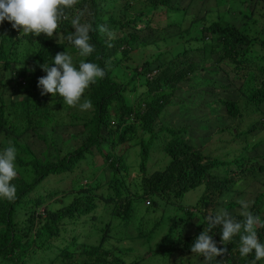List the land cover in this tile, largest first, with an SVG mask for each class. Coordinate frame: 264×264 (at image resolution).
<instances>
[{
    "label": "trees",
    "instance_id": "1",
    "mask_svg": "<svg viewBox=\"0 0 264 264\" xmlns=\"http://www.w3.org/2000/svg\"><path fill=\"white\" fill-rule=\"evenodd\" d=\"M180 10L174 0H75L72 7L62 9L52 37L25 34L8 21L0 24V87L9 85L13 94L26 93L23 99L10 103L0 99V149L12 144L18 150V173L11 181L16 186L15 196L0 199V264H142L141 255L128 258L135 253L131 247H123L128 239L153 248L150 252L156 263L186 264L185 260L172 259L202 258L191 253L190 247L207 227L208 210L214 209L212 216L217 206L228 214L241 207L230 199L224 204L226 195L238 180L264 171V164L254 166L257 157L249 155L264 144V21L256 25V9L251 6L242 24H224L204 16L185 28L172 19ZM76 16L92 26L89 35L94 51L87 57H81L66 39L74 31L71 20ZM99 25H105L111 35L99 32ZM175 26L178 28L171 32ZM160 43L164 50L147 53L150 45L159 47ZM63 51L72 56L74 64L87 60L105 74L83 93L84 100L91 102L90 109L79 115L70 113L77 120L83 117L87 133L62 155L59 143L63 137L56 130L66 126L59 116L71 106L59 95H41L37 80L46 75L40 65L50 64L52 56ZM193 52H201L204 63L212 55L214 67L201 61L185 65L172 62ZM138 56L139 61L135 59ZM13 63L21 67L15 70ZM208 67L216 74L222 72L223 78L238 80V96L220 90L217 95L218 104L235 120L215 131L230 132L237 140L239 148L230 157L204 153L191 144L186 126L168 123L163 117L176 103L173 101L182 83ZM8 69L9 78L5 74ZM210 85L226 89L215 78ZM202 91L206 96L211 94ZM196 99L193 96L190 102L195 104ZM207 105L202 102L197 107L205 109L204 113ZM186 106L178 117L190 119V105ZM212 108L207 111L220 114L219 108ZM46 126L49 130L40 132ZM208 128L205 124L204 129ZM31 133L44 143L39 153L26 141ZM136 145L141 161L138 174L132 177L135 167L126 161L125 154ZM158 147L166 154L167 164L151 172L148 164ZM96 152L111 168L106 180L100 178V174L105 175L100 166H94L90 173L72 178L71 190H65L64 196L56 197L61 195L57 188H44L50 179L80 170L86 157H96ZM218 168H224L226 174L212 172ZM83 178L86 184L81 183ZM198 187L203 192L197 204L188 203L187 193ZM99 201L103 209L92 215ZM161 201L173 204L169 207L172 213L168 215L165 209L156 217ZM240 212L229 215L243 223L250 212L260 216L264 224V191L257 194L247 212ZM193 217L197 221L191 223ZM193 226L196 231H189ZM160 229L163 238L158 247L152 241ZM256 231L264 243V227L257 225ZM210 234L217 247L225 249L211 264H253L254 252L243 257L239 253V233L223 243L220 226L213 227ZM255 264H264V258Z\"/></svg>",
    "mask_w": 264,
    "mask_h": 264
},
{
    "label": "rangeland",
    "instance_id": "2",
    "mask_svg": "<svg viewBox=\"0 0 264 264\" xmlns=\"http://www.w3.org/2000/svg\"><path fill=\"white\" fill-rule=\"evenodd\" d=\"M174 4L181 8L180 11L176 12V14L173 15L174 20L179 21L183 27H188L191 25V22L193 19H199L204 16H208L209 20H220L224 24H242L245 20H247L248 13L251 11V6H254V9H256V15L255 17H258L256 25L258 24V27L263 23L264 21V0H174ZM254 20V19H253ZM253 24H255V21H251ZM172 28L170 31H175L178 27ZM175 29V30H174ZM29 46V45H28ZM28 49V48H26ZM164 44L160 43V46L157 47L155 45H150L147 49V53H154L157 51L164 50ZM25 50V49H24ZM21 49V52L24 51ZM30 50V48L28 49ZM27 50V51H28ZM26 53V50H25ZM22 55V54H20ZM24 55V54H23ZM143 56H146L144 53ZM210 57L205 60L202 59L203 54L201 52H193L188 53L184 58H177L173 60L172 62L176 65H185L188 64L190 61H201L203 64H209V67H214V61L213 58ZM137 61L140 60V56L135 58ZM134 59H131L130 63H133ZM15 70H18L21 67L20 63H13L12 65ZM207 68L204 72H202L201 68L195 72V77H193L189 82H183L182 83V89H179L177 91V97L174 99L171 111L174 110L175 114H171L170 110H167L164 112L163 117L165 118V121L168 123H175L182 124L187 127V137L190 139L191 144L195 145L197 148H200L204 153L207 154H213L218 155L219 157H230L231 154L234 153V151H237L239 148V144L237 143V140H234L233 136L230 134V132H220L217 133L219 127L229 126L231 124H234V118L227 116L225 112L224 106L221 104H218V91L220 90L222 94L229 95L231 97L238 96L239 92L237 91L235 85L238 84V80L234 78L233 76L230 77V79L223 78L224 74L221 72L219 74H216L215 72L210 71V68ZM11 69H8L5 74L6 77L9 78L11 76ZM127 71V70H126ZM128 73H131L130 71H127ZM130 77V75H129ZM211 78H215L217 84L225 85L226 89H216L214 85H210ZM202 90H208L210 91V95L206 96ZM214 92V93H213ZM26 95L25 92H19L17 94H13L11 88L9 85H5L4 87H0V99H4L7 103H10L11 100L18 99L21 100ZM51 95V94H49ZM52 96V95H51ZM82 96H84L82 94ZM196 97V105L194 103H191V99ZM199 97V98H198ZM217 98V100H216ZM190 99V100H189ZM81 100L83 101L84 98L81 97ZM1 101V100H0ZM206 102L212 105V108L210 105L206 106V109L209 110L212 108L214 111H217L218 108L220 110V114L208 112L207 110L203 113V111L197 107L200 103ZM186 104L189 106V114L190 119H185L182 116H177L178 114H181L183 112L184 107ZM77 104L72 105L70 109H65L62 111V115L59 116L60 120L64 121V124L66 126H58L56 132L63 137V141L59 143V147L61 149V154H65L70 147H73V145H76L77 143H80L82 139L86 136L87 129L83 126L82 116H79L80 118L77 120L75 117L71 116V112L79 113L81 114L82 111L80 107L77 110ZM197 107V108H196ZM187 108V106H186ZM90 109V108H89ZM88 110V109H87ZM175 116V117H174ZM58 118V114L56 116ZM160 121V119H159ZM78 124H74L77 123ZM205 124L209 126L208 129L205 128ZM46 130H49V127H42L40 128V132L43 133V131L46 132ZM44 132V133H45ZM256 134V131L253 133ZM74 136H78V138H74ZM69 139V141L66 143L65 141ZM243 139V138H241ZM28 144L31 145L34 152L39 153L40 150L44 147V143L40 141L33 133L27 137ZM66 143V144H65ZM43 146V147H42ZM127 146V144L125 145ZM118 150V148H117ZM231 153V154H230ZM23 154V153H22ZM97 155L96 157H91L88 155L84 161V163L81 165L80 170H78L75 173L66 174L61 177H54V179H50L45 183L44 188H57L59 191H61V195H58L56 197L62 196L65 192V190H71L72 187V178L79 176L85 172L90 173L94 166H100L101 171H104L105 175L100 174V178L103 180H106V178L109 177L110 170L107 165H104V159L98 152L95 153ZM250 157H257L256 162L253 164L254 166L258 167L259 164H264V144L257 146L250 152ZM126 161L135 169L132 171L131 176L135 177L137 172V166H139L141 158H139V146H130L129 150L126 151L125 154ZM167 164V156L166 154L159 149V147L153 151L151 159L149 161V168L150 171L153 172L156 169L165 168ZM217 171H212L215 174L223 176L226 174V171L224 168H218ZM239 182L236 183L233 188L232 192L226 195L224 204H227L229 199L235 200L237 203L240 204V201H245L247 203V208H238L237 210L245 213L249 210V208L252 206L253 201L257 194L261 191H264V171H258L257 175H248L246 179L244 180H238ZM81 183L86 184L87 180L86 178L81 179ZM203 192L202 187H198L195 189L190 190L186 195V201L190 204L193 203V205L197 204L196 201H198V196ZM64 196V195H63ZM55 197V198H56ZM162 202V201H161ZM162 207H158L155 214H158L156 217H161V214L165 209L167 210V213L170 212L169 207L173 206V204L170 203H161ZM239 207V206H238ZM103 209L102 202H98V207L95 209V211L92 213L95 214L101 213V210ZM214 210V209H213ZM213 210H208V215L211 216ZM237 210H231L229 214L233 215L234 213H237ZM221 211H225L222 207L217 206L216 210L214 211V214H217ZM240 212V213H241ZM172 213V212H170ZM154 214V215H155ZM169 215V213H168ZM87 219H92L91 217H86ZM100 221L102 219H99ZM191 223H194V221H197V217H193ZM189 231H196L195 226L192 227V230ZM162 238H163V230L160 229L159 233H157V236L152 241V244L155 246H162ZM160 239V241H157ZM86 240V239H84ZM112 245V243H111ZM219 245V244H218ZM147 245H141L139 241H135L134 239H128L123 247H131L135 250V253L129 254L128 258L133 259L136 255L143 256L142 264H160L156 263L155 258L152 256V253L150 252L153 250V248L146 247ZM122 247V248H123ZM192 255V254H191ZM181 259L182 261L185 260L186 264H205L206 261L202 257H195V255L191 256L190 259H186V256H179L176 258H173L172 260H178ZM171 260V261H172ZM180 261V260H179ZM188 262V263H187ZM174 263V261H172Z\"/></svg>",
    "mask_w": 264,
    "mask_h": 264
},
{
    "label": "clouds",
    "instance_id": "3",
    "mask_svg": "<svg viewBox=\"0 0 264 264\" xmlns=\"http://www.w3.org/2000/svg\"><path fill=\"white\" fill-rule=\"evenodd\" d=\"M75 0H0V24L5 21L11 22L13 28L21 27L25 34L39 36L44 34L52 37L62 18V9L70 8ZM74 31L66 39L78 49L81 57H87L94 51L90 43L89 32L92 26L89 23H81L80 16L71 20ZM98 31L111 35L105 25H99ZM51 64V66H50ZM50 64L40 65L46 75L39 77L37 87L41 95H59L64 102L72 106L80 102L82 94L98 79L104 76V70L96 63L81 60L78 65L74 64L73 58L66 51L58 52L52 56ZM81 110L91 107L90 100L79 103ZM17 148L9 144L0 149V199L11 200L15 196L16 186L11 183L18 173ZM241 208H247L245 201H240ZM261 224V217L252 213H246L243 223L230 217L227 211H221L207 218L205 227L191 244V253L201 255L208 264L216 260L225 249L218 248L213 239L211 229L220 226V241H231L240 234V255L246 256L254 252L255 261L264 258V243L258 239L256 227ZM217 261V260H216Z\"/></svg>",
    "mask_w": 264,
    "mask_h": 264
}]
</instances>
